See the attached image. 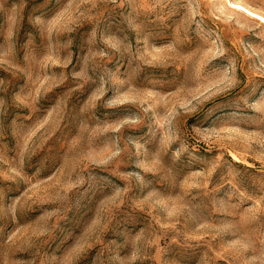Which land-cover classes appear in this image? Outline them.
Instances as JSON below:
<instances>
[{
  "label": "rangeland",
  "instance_id": "obj_1",
  "mask_svg": "<svg viewBox=\"0 0 264 264\" xmlns=\"http://www.w3.org/2000/svg\"><path fill=\"white\" fill-rule=\"evenodd\" d=\"M0 264H264V0H0Z\"/></svg>",
  "mask_w": 264,
  "mask_h": 264
}]
</instances>
